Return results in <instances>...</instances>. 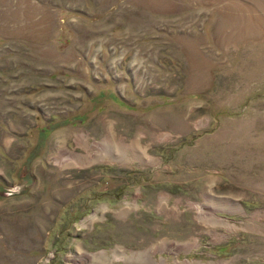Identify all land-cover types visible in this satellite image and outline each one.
<instances>
[{
  "label": "rangeland",
  "instance_id": "obj_1",
  "mask_svg": "<svg viewBox=\"0 0 264 264\" xmlns=\"http://www.w3.org/2000/svg\"><path fill=\"white\" fill-rule=\"evenodd\" d=\"M253 262L264 0H0V264Z\"/></svg>",
  "mask_w": 264,
  "mask_h": 264
}]
</instances>
